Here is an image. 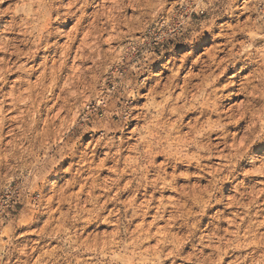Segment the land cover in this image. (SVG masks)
Masks as SVG:
<instances>
[{"label":"bare ground","instance_id":"bare-ground-1","mask_svg":"<svg viewBox=\"0 0 264 264\" xmlns=\"http://www.w3.org/2000/svg\"><path fill=\"white\" fill-rule=\"evenodd\" d=\"M64 1L65 0H62L64 15L55 19L52 24L48 26V34L42 33L38 43H34L32 37L26 36L20 31L17 23H14V17L12 15L6 13L0 16V33H6V35H2L0 38V120H2L4 124V133L5 131L10 133L5 135L6 144H11L13 142V140H8L6 142V138L10 135L17 136V132L21 130L34 131V126L36 125L34 115H38L41 111L39 106L42 103H47L48 105L50 102H53L55 93L58 89L60 92L59 96H57L58 100L64 99L60 98V94L67 93V96H64V102L66 103L72 97L71 90L75 83V72L67 74L65 79L66 82L61 88L59 87L62 74L67 73L73 67L72 65L68 66V63L74 46L79 41L78 36L73 37L71 40L72 42L68 44V46L63 47L61 51L56 47L52 54V48L57 44V41L71 34H64L58 39L56 35L52 33L57 25H60L62 28L70 20H73L78 14L81 5L84 4L91 8V5L99 0H68L65 4ZM107 1L108 0H103L102 2L105 4ZM114 1L117 2V0ZM24 3H26V0H18L15 7H20ZM5 4L0 5V7H3ZM93 15H95V19L91 22L90 29L84 33L82 32L84 37L78 43L75 55L73 56V62L80 61L84 63L87 61V56L89 55L86 54L88 45L86 39L99 29L97 12ZM79 24L78 22L74 25L78 28ZM12 28H16V30L11 31L10 29ZM62 31L64 32L63 29ZM239 35L243 36L242 32H240ZM54 39L55 41H53ZM25 40L28 42L24 43L23 41ZM225 46L227 47V45ZM58 52H60V62L56 59ZM41 53H43V55H41ZM220 53H223L222 57L219 58L220 54L217 56L214 55L211 59L206 60V64H203V60H199L197 65L201 68L197 74L190 72L191 74L183 77L177 72L175 75L166 77V80H163L165 83L161 86L158 84L153 87L149 86L148 92L143 94L146 97L149 93L153 92V89H159L158 94L154 98V106L157 111V115L153 117L154 122H160L162 114L165 112L180 114L179 119H173L171 121L164 119L161 124L162 127L167 125L170 130H175L178 127L182 129V134L176 137L177 143L173 151L175 152L176 158L183 162L177 163L174 168L169 167L166 169L168 176L175 177L174 181H169L163 176H157L152 170H148L144 173L137 171L135 158L126 153V150L129 148L128 151L134 150V143L133 145L126 146V149L122 152L121 158L112 156L111 153L105 149V156L101 159L100 166H105V164L109 162H113V165L104 168L102 171L103 173H109L112 177L113 175L117 177L108 178L109 180H107V183L110 182V186H108L107 183L103 185L99 181L100 177L94 174V158L91 159L81 152V156L78 159L79 161H75V166H79V163L84 161L83 165L76 169V177H82V179L77 181L75 177H72L68 180L69 188L59 194L57 201L59 206L52 213L50 212L51 217H49L50 221H48V223H53V221L66 222L68 220V213H63L60 209L64 207L68 199L74 198L77 201L75 204L76 209H79L85 214H92L95 218H99L101 213H106L107 211H109L108 218H111L116 215L114 214L115 208L118 210L117 214L120 215L121 210L119 208L117 209V205L119 204V202H117V197L121 196L123 193H132L133 196L131 201H135L136 210H133V213L131 212L132 219L130 224L133 225L136 221V215L141 216L140 218L142 220L152 215L154 221L157 223L166 222L165 224H167L164 226L156 224L157 228L154 232L151 231L149 226V228H145L144 225H142L139 228L138 225H134L136 226L137 232H139L138 236L142 237L143 240L155 239L156 241V244L151 247L152 249L146 248L143 249L145 252H142L151 256V258L148 257L152 260L150 264H167L169 261V264H177L179 260H183L184 262L188 261L191 264H247V262L244 261V256L253 252L254 249L259 250L264 246V232H262L264 229V183L257 189L250 186V183L247 182L246 179H243L242 182L244 189L247 191L248 200L247 202H238L236 193L241 186L237 183L235 184V181L240 179V175L237 176V170L238 168L240 169L241 165L231 162L227 164L219 163L216 166L213 160L221 157L223 160L226 159L229 162L240 154L244 156L246 149H249V144L254 141L253 136L256 135L260 124L262 129L261 132H264V115H262V113L260 114L258 108L249 110L250 107L246 108L245 104L235 105V103H230L231 95L240 94L241 91L245 90L246 87L243 86V84L241 88L236 89L235 86L237 84L235 80H231L229 83L219 88L218 85L222 82L228 71V68L225 67L224 64L231 58L241 55L240 53H234L232 49L226 51V48H222ZM39 59H42V61L37 65ZM50 60H53V63L49 65ZM159 60L160 59H157L155 61L151 71L160 67L161 63ZM213 60L220 65L219 68H216L217 78L213 85V87L217 89H223L222 94L217 92L218 99H214L209 95V90L204 87L210 76L208 64ZM78 67L80 66L78 65ZM194 67H196V65ZM213 67H215V65H213ZM221 68L223 71H221ZM181 69L184 70V68ZM148 71L149 70H146L143 73V77L147 75ZM36 74H38L36 80L32 81V78ZM237 76V74H233L230 78ZM173 88H175V91H173ZM46 93L48 94L47 96H45ZM170 96L175 97V103L171 101ZM39 98L42 99L40 100ZM58 100L47 110H53L59 104ZM100 103H102L101 99L98 100V104ZM170 104L171 108H169ZM197 104H199V107L196 106ZM64 107L65 105L60 109L58 108L59 112L57 110L58 113H56L55 116L57 119L58 115L63 112ZM29 116H31L30 120L28 119ZM79 116L80 113L76 116V121ZM51 124H54V119L46 122L45 125L47 129L39 136L49 140L54 138L56 142L59 137L58 134H54L53 131L50 130ZM217 124H223L222 132L213 130L216 129ZM231 129L234 130V132L232 131L233 133ZM242 129L244 130L242 131ZM240 132H243V136L240 141L237 142L236 138L239 137L238 135ZM129 133L131 134V132ZM214 135L216 136L214 137ZM256 138H258V136ZM129 139H131V136ZM229 139L231 142H228ZM93 140L94 135L92 136V141ZM257 142L264 145V137L261 140H257ZM257 142L254 141L252 145H254V143L258 144ZM194 144L199 145L198 152L193 151L192 147H190V145ZM81 146L82 144L78 147L77 152L81 151ZM228 148L233 150L234 153L224 154ZM100 150L101 147L95 144L93 150L95 153L92 154V157L96 156ZM205 153H207V155H205ZM261 158H264V153ZM121 159H124L123 163ZM257 159L254 164L258 162ZM158 160L160 161L158 162ZM149 163H151V161H149ZM155 163L158 165L163 164L164 157L157 156L155 158ZM260 163V166L254 169L252 175L264 179V174H262L264 173V160ZM122 164H124L123 168H121ZM185 164H188L189 169L201 168L198 171L202 174L199 173L197 175L199 180L205 181L202 187L196 184L175 185L179 178H177L176 172L180 168L185 167ZM69 167H71V165H69ZM68 168L66 171H68ZM170 169L172 172H170ZM247 175L248 174H244V176ZM57 176L59 179L62 178L60 175ZM209 176L210 178H208ZM253 180L250 182H253ZM149 181H151V183H149ZM229 184L232 188L228 186ZM210 185L214 187L218 193L216 202H210L202 198V193L208 191ZM77 186H79L78 191L66 194V192ZM113 189L117 191H114V196H110ZM142 190L143 192H141ZM232 190L234 191L233 194L231 193ZM97 192H99V194ZM167 192L173 193L174 196L165 198L163 194ZM224 192H228V195L224 196ZM225 201H227V203H225ZM90 203H92L93 206L95 205L92 209L88 208ZM49 204L48 208L51 211L53 201L49 200ZM114 204H116V207L112 208V210H108V207ZM190 205H197V207H192ZM241 205H243V207H241ZM196 209L198 212H196ZM211 211H215L213 216H208ZM57 213H60L59 217H56ZM245 213H247V215H245ZM194 217H197L196 221L190 226L189 221ZM208 217L212 220L206 223ZM108 218H106V220H108ZM119 220L120 218L117 221ZM180 220L184 222L180 223ZM144 223L147 222L145 221ZM152 224L153 223H151V226ZM168 225L171 230H168ZM60 226H62V223ZM173 229L180 231L189 230V232L185 238H180L172 232ZM197 240L198 243L195 244ZM222 240L224 242L223 246L221 245ZM141 243H144V241ZM199 245L202 246L201 249L198 248V250H196L195 248L192 252H188L181 258L182 253L188 249L189 246L194 248V246ZM257 264H264V262L258 257Z\"/></svg>","mask_w":264,"mask_h":264},{"label":"rangeland","instance_id":"rangeland-1","mask_svg":"<svg viewBox=\"0 0 264 264\" xmlns=\"http://www.w3.org/2000/svg\"><path fill=\"white\" fill-rule=\"evenodd\" d=\"M67 1L68 0H65L64 4ZM102 1L103 0H99L96 3H93L91 5V8L82 3L83 5L80 6L81 8L79 7V11L76 17L62 27L66 35L68 33H71L70 36H64L62 39L57 41V44L52 48V54L55 51L56 47H58L61 51L63 47L68 46V44L72 42L71 40L75 36H78L79 43L84 37L83 33L90 29V24L95 19V15L93 14L97 12V17L99 20V22L97 23L99 29L98 31L92 33L86 39L88 44L86 54L89 55L87 56V61L84 63L80 61L73 62V56L75 55V50L78 46V43H76L68 63V66L72 65L73 69L71 68L67 73L62 74L59 88H61L66 82L65 79L67 74H72L75 72V83L74 87L71 90L72 97L66 103L64 102V100L67 96V93L60 94V98L64 99L58 100L57 96H59L60 93L58 89L55 93L53 102H50L48 105L47 103H42L39 106L42 112L40 111L38 115H34V119H36L34 131L21 130L17 132V135L23 134L25 136H33V141L35 142V146H33V143H20L18 145L21 151L22 158L24 154H29L30 156L35 157L37 161L40 160L41 154L45 158H47V164L41 168V174L38 178H35V182L31 185V193L27 196H22L20 194V189L17 187L18 181L16 177L9 175V172L7 170L0 174V264H70V262L71 264H76V260H79L80 264H83L84 259L92 255V252L88 249L94 250L98 244H111L113 247H115L119 243L120 238L124 235H127L129 238L138 237V247L142 252H145L143 251V249L153 247L156 244V241L155 239L143 240L142 237L138 236L139 232H137L136 226L138 225V227L140 228L142 225H144L145 228L150 227L151 231L154 232L156 231L157 225H167L165 224L166 222L157 223L156 221H154L152 215L145 220H142L140 218L141 216L136 215V221L133 223V225L130 224V221L132 219L131 214L133 213V210H136L135 201H131L133 196L132 193H123L121 196L117 197V202H119V204L117 205V209L119 208L121 210L120 215L117 214L118 210H116L115 208L114 214L116 215L112 216L111 218H108L109 211H107L106 213H101L99 215V218H95L92 214L89 215L88 213H84L83 218H80L78 213L73 211L76 204H73V200L75 199L74 198L68 199L64 207L60 209L61 212L68 213V220L66 222L53 221V223H48V221H50L49 217H51V213L59 206L57 202L59 194L69 188L68 180H70L73 176H69L68 171H66L69 167L68 162L73 160V156L75 155V153H77L78 147L81 144L84 148L83 153L91 159L94 158V174L95 176L100 177L99 181L101 184L105 185L108 182L107 180H109L108 178L117 177L116 175H113L112 177V175L107 172L103 173L102 170L104 168L112 166L113 162L106 163L105 166H100L101 159L105 156L106 150L101 149L96 156L92 157V154L95 153L93 152L95 144L94 140L92 141V136L87 133L81 134L77 130L76 126L78 122H81V117L84 116L85 112L88 113V117H86V119H98L105 115V110L101 104H98V100L105 94V90H107L108 93H111L115 90L117 84L119 83L120 75L124 71V62L127 61V63H133L137 58L141 57V48L139 46H136L134 42L136 40H140L141 44H146L147 41L142 39L143 37L141 36V28L143 26L141 25L140 27H137L129 23V21L132 20L131 13L132 11H134L133 9L128 10L129 15L125 18L126 23L118 27L116 22L117 16L113 7L115 1L108 0L105 4H103ZM204 5L205 8L201 11L186 12L184 14V19L189 23L194 21L202 23L204 17H206L208 14V0H204ZM172 6H175L177 8L180 7V5L175 4V0H170V3L168 5L169 9H171ZM3 7H7V3ZM193 7L195 6L193 5ZM246 8L247 4L245 3V0H239L237 12L240 16V19L236 21H233L231 19L230 13L227 9L222 14L215 17L216 24H227V32L222 33L214 26L211 31L216 33L215 37L210 36L209 30L206 29L201 36L197 37L193 44H186L182 39L178 38L176 40L170 41L168 46H166L162 50L159 48L156 49L155 54L160 58V63L163 57L169 56L174 57V59L176 60V64L174 68L170 67L169 69H164L163 71H159L161 65L158 69H153V72L156 75V79L152 81L150 86L153 87L157 84L161 86L165 83V81L163 82V80H166V77L175 75L177 74V72L183 77L191 73L197 74L201 68L199 65H197L199 60H203V64H206V60L211 59L214 55L217 56L218 54H220L219 58L222 57L223 53H220L222 48H226V51L232 49L234 53H240L241 55L236 56L235 58H231L224 64V66L227 65L226 67L228 68V71L222 82L218 86L219 88H221L231 80H235L237 84L235 86L236 89L241 88L243 84V86L246 87L245 90L241 91L240 94H236L234 96L231 95L230 103H235V105L245 104L246 108L250 107L249 110L258 108L260 114L262 113V115H264V95H259L256 93L259 89V81L252 80L251 84L248 83L250 78L253 76L254 71L259 70V54L256 52H252L251 54H249L248 52H244L243 49L237 52L236 47L228 46L230 38H233L236 42H240L241 44L245 39L243 26H245L247 24V21L252 18L248 15ZM75 22H79L81 26L79 24L77 28L74 25L76 24ZM238 25L240 26V29L239 31H235ZM82 26L84 29L82 28ZM240 32H242L243 36L239 35ZM2 35H6V33H0V38ZM53 41H55V39ZM129 45H132V48H130ZM225 45H227V47ZM133 48L135 50H133ZM41 55H43V53H41ZM59 55L60 52H58V56L56 57L58 62H60ZM185 56L187 57V59H185ZM156 60H152L150 63H148L145 66V71H151ZM41 61L42 59H39L37 65ZM52 63L53 60H50L49 65ZM78 65L80 67H78ZM195 65L196 67H194ZM181 68H184V70H182ZM144 72L140 73L141 77H143ZM86 73H91V75L86 76ZM233 74H237L238 76L230 78ZM37 75L38 74H36L32 78V81L36 80ZM89 89H94L95 98L89 93ZM47 95L48 94L46 93L45 96ZM39 99L41 100L42 98ZM57 100L59 104L53 110H47ZM64 105L65 107L63 108V112L58 115L57 119V117H55L56 113H58L59 109ZM140 107H143V105H140ZM81 109H83V111H81ZM78 113H80V116L76 121L75 118ZM30 117L31 116L28 117L29 120L31 119ZM53 119L54 124H51L50 130L53 131L54 134H58L59 138H57L56 142L54 141V138L49 140L39 136L40 134L45 132V129H47L45 125L46 122ZM113 119H115V117H113ZM243 130L244 129H242V131ZM261 130L262 129L260 124L256 135L253 136L254 141L257 142V140H261L264 137V132H261ZM232 131L234 132L233 129H231V132ZM7 134L10 133H7V131H5L4 135ZM130 136L131 134L129 133V137ZM215 136L216 135H214V137ZM238 136L239 137L236 138L237 142L242 138L243 132H240ZM257 136L258 138H256ZM14 137L17 136L10 135L6 138V142L8 140H13ZM94 138L98 137L94 136ZM254 141H252V143ZM228 142H231V140L229 139ZM252 143L249 144V149H246V153L244 156L240 154L229 162L226 159L223 160L220 157L214 159L213 163L216 166L219 163L227 164L231 162H235L236 164L241 165L240 169L238 168L237 172L239 173L241 169H244V172L248 175L244 176V174H242L240 175V179L238 180L242 181L243 179H246L247 182L250 183V186L258 189L264 183V179L257 178V176L252 175V172L255 168L260 166V162L263 161H261V156L264 153V145L259 144L258 142V144L254 143V145H252ZM133 144L134 142L129 143L128 145ZM128 150H126L127 154L132 152ZM228 150L224 154L227 155L234 153V151L230 148H228ZM57 156H60L62 158L60 160H57ZM255 156L258 158V162L254 164L250 161L252 160V157ZM77 160L78 159H76L75 161ZM160 160H158V162ZM121 161L123 163L124 159H121ZM83 163L84 161L80 162L79 166H75V176L76 169L82 166ZM123 167L124 164L121 165V168ZM59 168L64 169L63 175L65 178L63 179H59L56 174ZM200 169V167L189 169L188 164H185V167L180 168L176 172L177 178H179L175 185L181 186L196 184L202 187L203 184H205V181L199 180L198 178L197 174L200 173L198 171ZM170 172H172L171 169ZM208 178H210V176ZM50 180L60 181L59 187L55 191H53L49 187ZM252 180L253 182H250ZM107 185L110 186L111 183L109 182L107 183ZM228 186L232 188L230 184ZM78 187L79 186L71 189L70 191L66 192V194L78 191ZM114 191L116 192L117 190L113 189V191L111 192L112 195L110 194V196H114ZM141 192H143V190ZM97 193L99 194V192ZM231 193L233 194L234 191L232 190ZM223 195L227 196L228 192H224ZM163 196L165 198H170L173 197L174 194L171 192H167L163 194ZM48 199L53 201V207L51 211L48 208L50 205ZM94 206L92 203H90L88 208L92 209ZM114 207H116V204L110 205L108 207V210H112V208ZM196 212H198L197 209ZM211 212L209 213L210 215L208 214V216H213L215 211ZM59 216L60 213H57L56 217ZM106 218H108V220H106ZM119 218L120 220L117 221ZM196 218L197 217H194L191 221H189L190 226L194 221H196ZM211 220L212 219L208 217L206 223ZM9 221H12V223L10 224ZM145 221L147 223H144ZM153 221L156 223H154ZM183 222V220H180V223ZM61 223L62 226H60ZM151 223H153L152 226ZM168 230H171L169 229V225ZM176 230L177 229H173L172 232L180 238H185L189 232V230ZM262 232H264V229L262 230ZM65 234L73 236L74 239L79 238V242L82 244L84 251L73 252L71 255H67L66 252L69 251V249L64 242ZM143 241L144 243H141ZM197 243L198 240L195 241V244ZM195 248L196 250H198V248L201 249L202 246H194V248L189 246V248L182 253L181 258L188 252H192V250ZM148 257L151 258L149 254L142 253V255L137 257V259L142 260L144 264H150L152 263V260H150ZM182 261L183 260H179L177 262L179 264L190 263L188 261ZM169 263L170 261L167 264Z\"/></svg>","mask_w":264,"mask_h":264},{"label":"clouds","instance_id":"clouds-1","mask_svg":"<svg viewBox=\"0 0 264 264\" xmlns=\"http://www.w3.org/2000/svg\"><path fill=\"white\" fill-rule=\"evenodd\" d=\"M17 2L18 0H0V5L7 3V8L0 7V16L6 13L12 15L14 23H17L20 31L24 35L32 37L34 43L39 42L42 33L48 34L47 28L55 19L64 15L62 0H26V3L20 7H15ZM169 3L170 0H117L116 4L113 5L118 27L126 23L125 18L129 15L128 10H134L131 13L132 20L129 23L137 27L143 26L141 36L147 43L141 44L140 40L134 42L136 46L141 48V57L133 63L125 61L124 71L120 75L115 90L111 93L105 90V94L100 97L105 115L98 119H86L88 113L85 112L84 116L81 117V122H78L76 127L81 134L87 133L90 136L98 137L94 138V144H98L101 149H106L112 156L117 158H121L126 146L134 142L135 148L129 154L135 158L137 171L144 173L152 170L157 176H163L169 181H174L175 177L168 176L166 169L169 167L174 168L177 163L183 162L176 158L173 151L177 143L176 137L182 134V129L178 127L175 130H170L167 125L162 127L161 124L164 119L169 121L179 119L180 114L165 112L162 114L160 122H154L153 117L157 115L154 98L159 89H153V92L146 97L143 94L148 92V88L152 81L156 79V75L153 71H148L146 76L141 77L140 73L145 71V66L152 60L160 59L156 56L155 50L158 48L162 50L172 40L179 38L190 45L206 29L209 30L210 36L215 37L216 33L211 31L214 26L222 33L227 32V24L215 23V17L222 14L226 9L233 21L239 20L240 16L237 12L239 0H208V14L204 17L203 22L194 21L189 23L184 19V14L203 10L205 8L204 0H175V4L180 5V7L172 6L171 9L168 7ZM245 3L247 4L246 11L252 17L243 26L245 39L241 44L230 38L228 46L236 47L237 52L243 49L244 52L249 54L252 52L259 54V70L254 71L248 83L251 84L252 80H258L259 90L257 94L264 95V0H245ZM239 29L240 26L238 25L235 31H239ZM10 30L15 31L16 28ZM52 34L59 39L65 33L62 31L61 26L57 25ZM23 42L27 43L28 41ZM129 47L132 48V45H129ZM133 50L135 49L133 48ZM185 59H187L186 56ZM175 64L174 57H163L159 71L170 67L174 68ZM219 67L220 65L215 60L208 64L210 76L204 85L209 90V95L214 99L219 98L217 92L223 93V89L213 87L217 78L216 68ZM221 71H223L222 68ZM85 75L90 76L91 73ZM173 91H175V88H173ZM89 93L95 98L94 89H89ZM170 99L175 103L174 96H170ZM140 105H143V107H140ZM196 106L199 107V104ZM169 108H171V104ZM213 130L222 132L223 124H217L216 129ZM129 132H131V139H129ZM20 143H33V146H35L33 136L23 134H18L17 137L13 138L11 144H6L4 124L0 120V174L7 170L9 175L15 176L20 194L27 196L31 193V185L35 182V178H38L41 174V168L47 164V158L42 154L39 161L29 154H24L21 158V151L18 147ZM190 147L193 151H199L198 144L190 145ZM83 151L82 145L81 151L75 153L73 160L68 162L71 165L68 168L69 176L75 177L77 181L81 180L82 177L75 176V160L80 158ZM157 156L164 157L163 164L158 165L155 163ZM61 158L57 156V160ZM256 159L254 157L250 162L254 163ZM261 159L264 160V158ZM63 173L64 169L59 168L56 174L63 179L65 178ZM242 174H246L244 169H241L237 176ZM235 183L241 186L236 193L237 201L247 202L248 195L243 182L236 180ZM59 184L60 181L57 180L49 181V187L53 191L59 187ZM217 195L216 189L210 185L209 190L202 193V198L210 202H216ZM75 203L77 201L74 199L73 204ZM190 206L197 207V205ZM73 211L79 213L80 218H83L84 212L76 208ZM9 223L11 224L12 221H9ZM138 240V237L129 238L124 235L115 247L111 244H98L94 250L88 249L92 252V255L86 257L83 264H144L142 260L137 259L142 255V251L138 247ZM64 242L69 249L66 252L67 255L84 251L79 238L74 239L73 236L65 234ZM223 244L222 240L221 245L223 246ZM258 257L264 262V246L259 250L254 249L253 252L248 253L244 256V261L247 264H257ZM76 264H80V261L76 260Z\"/></svg>","mask_w":264,"mask_h":264},{"label":"built area","instance_id":"built-area-1","mask_svg":"<svg viewBox=\"0 0 264 264\" xmlns=\"http://www.w3.org/2000/svg\"><path fill=\"white\" fill-rule=\"evenodd\" d=\"M102 105V103H100Z\"/></svg>","mask_w":264,"mask_h":264}]
</instances>
